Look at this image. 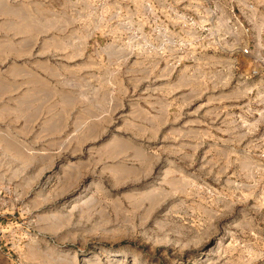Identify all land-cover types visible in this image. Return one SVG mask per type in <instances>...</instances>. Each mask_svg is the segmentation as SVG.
Wrapping results in <instances>:
<instances>
[{"label":"rangeland","instance_id":"obj_1","mask_svg":"<svg viewBox=\"0 0 264 264\" xmlns=\"http://www.w3.org/2000/svg\"><path fill=\"white\" fill-rule=\"evenodd\" d=\"M250 1L0 0V264H264Z\"/></svg>","mask_w":264,"mask_h":264},{"label":"built area","instance_id":"obj_2","mask_svg":"<svg viewBox=\"0 0 264 264\" xmlns=\"http://www.w3.org/2000/svg\"><path fill=\"white\" fill-rule=\"evenodd\" d=\"M240 2L236 5H231L230 8H228L227 12H228V16L229 18V22L232 23L235 31H246L247 33L250 32L249 29V17H251L254 13H255V4L250 1V0H239ZM204 12H213V13H217L223 12V9L221 7V5H213L211 7L204 8ZM248 17V19H247ZM241 18H244L246 20V26H248L247 28L244 26V22H241ZM248 22V25H247ZM250 47H248L247 49L244 50V54L245 55H249L250 54ZM255 75H260V72H255ZM262 75V74H261Z\"/></svg>","mask_w":264,"mask_h":264}]
</instances>
